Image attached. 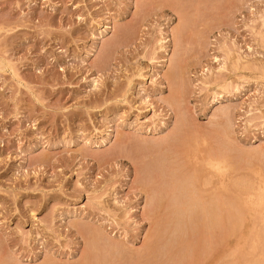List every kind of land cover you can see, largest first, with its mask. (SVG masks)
I'll use <instances>...</instances> for the list:
<instances>
[{
  "label": "rangeland",
  "instance_id": "obj_1",
  "mask_svg": "<svg viewBox=\"0 0 264 264\" xmlns=\"http://www.w3.org/2000/svg\"><path fill=\"white\" fill-rule=\"evenodd\" d=\"M263 225L264 0H0V264H264Z\"/></svg>",
  "mask_w": 264,
  "mask_h": 264
},
{
  "label": "bare ground",
  "instance_id": "obj_2",
  "mask_svg": "<svg viewBox=\"0 0 264 264\" xmlns=\"http://www.w3.org/2000/svg\"><path fill=\"white\" fill-rule=\"evenodd\" d=\"M174 140H175V139H174ZM172 141H173V140H172ZM198 151H199V150H198ZM168 152H169V151H168ZM164 153H165V152H164ZM202 153H203V152H202ZM165 156H166V155H165ZM202 156H203V155H202ZM169 158H170V157H169ZM172 160H173V159H172ZM166 166H167V165H166ZM184 169H186V168H184ZM208 169H209V168H208ZM216 169H217V168H216ZM181 171H182V170H181ZM191 172H192V171H191ZM210 172H211V171H210ZM178 173H179V172H178ZM184 173H186V172H184ZM212 173H214V172L212 171ZM175 174H177V173H175ZM189 174H190V173H189ZM206 174H207V173H206ZM208 174H209V173H208ZM167 175H168V174H167ZM204 175H205V174H204ZM216 175H217V173H216ZM226 175H227V174H226ZM211 176H212V174H211ZM221 176H222V175H221ZM227 176H228V175H227ZM248 176H249V175H248ZM216 177H218V175H217ZM216 177H215V178H216ZM246 177H247V175H246ZM249 177H250V176H249ZM210 178H214V177L212 176V177H210ZM225 178H226V177H225ZM227 178H228V177H227ZM227 178H226V179H227ZM244 178H245V177H244ZM217 179H218V178H217ZM221 179H222V178H221ZM162 180H163V179H162ZM187 180H188V179H187ZM204 180H207V179L204 178L202 181L204 182ZM215 180H216V179H215ZM227 180H228V179H227ZM242 180H243V179H242ZM166 181H167V180H166ZM178 181H179V180H178ZM195 181H196V180H195ZM208 181H209V183H207V182H206V183H207V184H211V181H210L209 179H208ZM219 181H221V180H219ZM225 181H226V180H225ZM238 181H239V180H238ZM238 181H237V182H238ZM203 182H202V183H203ZM212 182H213V181H212ZM214 182H217V183H218L217 180L214 181ZM214 182H213V183H214ZM228 182H229V180H228ZM256 182H258V181H256ZM206 183H205V184H206ZM239 183H240V182H239ZM243 183H244V182H243ZM244 184H245V183H244ZM250 184H251V183H249V185H250ZM258 184H259V183H258ZM260 184H261V183H260ZM186 185H187V184H186ZM212 185H214V184H212ZM240 185H241V183H240ZM240 185H239V186H240ZM256 185H257V184H256ZM164 186H165V185H164ZM169 186H170V185H169ZM187 186H189V185H187ZM198 186H199V185H198ZM171 187H172V186H171ZM171 187H170V188H171ZM215 187H216V186H215ZM240 187H241V186H240ZM175 188H176V187H175ZM249 188H250V187H249ZM176 189H177V188H176ZM183 189H184V187H182V190H183ZM207 189H208V188H206V191H208ZM237 189H238V188H237ZM247 189H248V188H247ZM250 190H251V189H250ZM253 190H255V189H253ZM173 191H174V190H173ZM198 191H199V190H198ZM203 191H204V190H203ZM235 192H236V191H235ZM176 193H177V192H176ZM211 193H212V192H211ZM250 193H254V192H250ZM178 194H179V191H178ZM221 195H222V194H221ZM256 195H257V194H256ZM177 196H178V195H177ZM186 196H187V195H186ZM205 197H206V196H205ZM218 197H219V196H218ZM171 199H172V198H171ZM187 199H188V198H187ZM187 199H186V200H187ZM201 199H202V198H201ZM206 199H207V198H206ZM213 199H214V198H213ZM208 200H210V197L208 198ZM187 201H188V200H187ZM205 201H206V200H205ZM211 201H212V198H211ZM220 201H221V200H220ZM172 202H173V201H171V203H172ZM191 202H192V201H191ZM202 203H203V202H202ZM187 204H188V203H187ZM197 204H199V203H197ZM194 205H196V204L194 203ZM202 207H203V206H202ZM196 209H197V208H196ZM214 209H216V207H214ZM203 210H204V208H203ZM203 210H202V211H203ZM205 210H206V209H205ZM217 210L219 211L218 208H217ZM194 211H196V210H194ZM200 213H203V212L200 211ZM238 214H239V213H238ZM201 215H202V214H201ZM201 215H200V216H201ZM203 217H204V216H203ZM209 217H210V216H209ZM205 221H206V220H205ZM192 223H193V222H192ZM246 223H247V222H246ZM183 224H184V223H183ZM200 225H201V224H200ZM203 225H204V224H203ZM250 226H251V224H250ZM258 226H260V224H259ZM263 226H264V225H263ZM262 233H263V232H262ZM206 235H207V234H206ZM218 250H219V249H218ZM216 251H217V250H216ZM219 251H220V250H219ZM217 252H218V251H217ZM263 252H264V251H263ZM196 253H197V252H196ZM218 253H219V252H218ZM215 255H216V253H215ZM195 256H196V255H195ZM212 257H213V255H212ZM214 258H215V256H214ZM214 258H213V261H214ZM260 259H261V258H260ZM263 260H264V259H263ZM210 261H212V259H211ZM206 264H208V263L206 262Z\"/></svg>",
  "mask_w": 264,
  "mask_h": 264
}]
</instances>
